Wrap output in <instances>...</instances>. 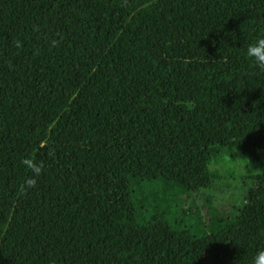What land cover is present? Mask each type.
Wrapping results in <instances>:
<instances>
[{
    "label": "trees",
    "instance_id": "16d2710c",
    "mask_svg": "<svg viewBox=\"0 0 264 264\" xmlns=\"http://www.w3.org/2000/svg\"><path fill=\"white\" fill-rule=\"evenodd\" d=\"M264 0H0V264H134L69 175L55 137L76 107L264 111L244 55ZM207 144L211 163L231 150ZM172 175L127 174L138 229L222 237L236 218ZM231 245L229 252H235Z\"/></svg>",
    "mask_w": 264,
    "mask_h": 264
},
{
    "label": "rangeland",
    "instance_id": "374dc122",
    "mask_svg": "<svg viewBox=\"0 0 264 264\" xmlns=\"http://www.w3.org/2000/svg\"><path fill=\"white\" fill-rule=\"evenodd\" d=\"M76 107L55 137L57 154L134 264H252L264 248V111H195ZM220 141L230 149L211 163L202 155ZM163 174L208 190L236 218L224 236L138 229L129 220L127 174ZM233 245L235 252L228 250Z\"/></svg>",
    "mask_w": 264,
    "mask_h": 264
},
{
    "label": "clouds",
    "instance_id": "9594fccd",
    "mask_svg": "<svg viewBox=\"0 0 264 264\" xmlns=\"http://www.w3.org/2000/svg\"><path fill=\"white\" fill-rule=\"evenodd\" d=\"M244 55L252 63L264 70V33H260L246 45ZM252 264H264V248L259 249L252 261Z\"/></svg>",
    "mask_w": 264,
    "mask_h": 264
}]
</instances>
